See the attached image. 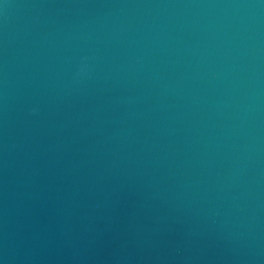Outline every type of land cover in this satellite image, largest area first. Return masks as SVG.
<instances>
[{
    "label": "water",
    "instance_id": "water-1",
    "mask_svg": "<svg viewBox=\"0 0 264 264\" xmlns=\"http://www.w3.org/2000/svg\"><path fill=\"white\" fill-rule=\"evenodd\" d=\"M0 264H264V0H0Z\"/></svg>",
    "mask_w": 264,
    "mask_h": 264
}]
</instances>
